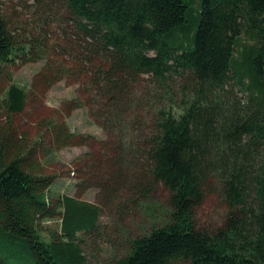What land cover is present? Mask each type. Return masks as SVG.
Instances as JSON below:
<instances>
[{"label":"trees","instance_id":"trees-1","mask_svg":"<svg viewBox=\"0 0 264 264\" xmlns=\"http://www.w3.org/2000/svg\"><path fill=\"white\" fill-rule=\"evenodd\" d=\"M66 4L79 40H65V58L50 64L54 73L45 76L42 69L36 78L79 84L81 95L69 100L70 110L88 105L100 125H110L142 75L164 82L182 71L192 81L178 114L159 110L153 134L128 141V151L123 142L109 151V183L101 188L139 196L162 183L171 193V211L169 222L132 239L129 254L107 264H264V0ZM242 34L252 43L236 56ZM35 43L19 42L0 17V75L5 65L36 59ZM25 99V88L9 86L7 111H22ZM64 130L55 132L59 145L76 136ZM9 141L0 136V264H87L79 233L98 227L101 206L66 195L59 232H45L42 222L58 215L48 195L52 176L32 173ZM214 184L230 214L218 228H199L196 209Z\"/></svg>","mask_w":264,"mask_h":264},{"label":"rangeland","instance_id":"rangeland-1","mask_svg":"<svg viewBox=\"0 0 264 264\" xmlns=\"http://www.w3.org/2000/svg\"><path fill=\"white\" fill-rule=\"evenodd\" d=\"M0 17L8 20L14 36L22 44H28L31 38L36 40V59L5 65L0 75V131L3 132L0 136L10 139L13 155L16 152L25 155L26 167L32 173L52 176L53 185L48 195L57 206L58 215L44 220L42 229L48 233L59 232L62 197L68 195L86 200L101 206L98 227L79 233L84 239L82 247L87 264H107L127 256L132 239L146 236L155 226L162 227L169 222L171 193L162 183L149 187L139 196H131L126 188L111 185L101 188L102 183L109 181L106 159H111L112 146L123 142L128 151V141L142 140L153 134L159 110H172L178 114L182 92L192 84L189 74L175 72L164 82L152 74L142 75L131 83L122 113L114 115L110 125L107 122L100 125L101 121L91 116L88 105L70 110L69 100L81 95L79 84H70L63 79L48 85L45 77L36 78L42 69L45 76L54 73L50 64L60 63L65 58L62 49L65 40H79L78 25L68 11L66 0H0ZM251 43V39L242 34L236 56L244 44ZM14 83L26 89V99L22 111L10 114L4 99L7 89ZM58 129L76 136L66 137L63 141L68 143L59 145L55 137ZM81 139L88 142L78 144ZM98 148H102L101 153ZM101 156H104L103 165ZM99 165L102 166L94 169ZM124 165L128 167L129 161ZM90 185L92 187H88ZM110 195H113L111 203ZM119 203L125 207L118 209ZM230 211V205L214 184L196 209L197 226L210 230L218 228Z\"/></svg>","mask_w":264,"mask_h":264}]
</instances>
